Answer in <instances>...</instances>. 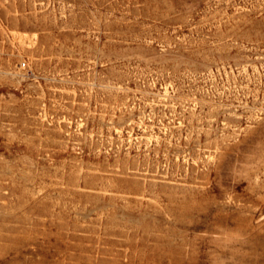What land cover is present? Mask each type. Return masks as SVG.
Returning <instances> with one entry per match:
<instances>
[{
  "label": "rangeland",
  "instance_id": "obj_1",
  "mask_svg": "<svg viewBox=\"0 0 264 264\" xmlns=\"http://www.w3.org/2000/svg\"><path fill=\"white\" fill-rule=\"evenodd\" d=\"M0 264H264V0H0Z\"/></svg>",
  "mask_w": 264,
  "mask_h": 264
},
{
  "label": "built area",
  "instance_id": "obj_2",
  "mask_svg": "<svg viewBox=\"0 0 264 264\" xmlns=\"http://www.w3.org/2000/svg\"><path fill=\"white\" fill-rule=\"evenodd\" d=\"M25 65V64H24Z\"/></svg>",
  "mask_w": 264,
  "mask_h": 264
}]
</instances>
